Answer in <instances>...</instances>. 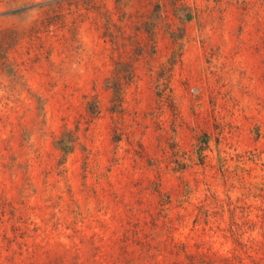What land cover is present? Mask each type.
I'll return each mask as SVG.
<instances>
[{
  "label": "rangeland",
  "instance_id": "374dc122",
  "mask_svg": "<svg viewBox=\"0 0 264 264\" xmlns=\"http://www.w3.org/2000/svg\"><path fill=\"white\" fill-rule=\"evenodd\" d=\"M0 264H264V0H0Z\"/></svg>",
  "mask_w": 264,
  "mask_h": 264
}]
</instances>
